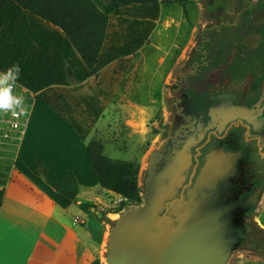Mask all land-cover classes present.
I'll use <instances>...</instances> for the list:
<instances>
[{"label":"rangeland","instance_id":"1","mask_svg":"<svg viewBox=\"0 0 264 264\" xmlns=\"http://www.w3.org/2000/svg\"><path fill=\"white\" fill-rule=\"evenodd\" d=\"M252 2L250 5L241 0H214L209 4L207 0H190L180 4L176 0H160L157 12L150 8L153 15L145 14L139 19L128 15L112 17L108 43L93 74L56 28L35 29L37 35L50 36V41L45 44L34 40L24 47L21 40L14 38L22 32L10 23L0 22V73L9 69L15 47L24 54L17 59L27 71L20 74L25 83L15 82L14 88L15 94L24 97L27 108L22 114L24 129L31 119L32 130L53 131L52 127L39 126L40 118L57 129L74 127L80 139L99 141L106 157L137 164L141 187L148 155L165 140L172 127V92L195 79L192 72L198 77L207 66L219 67L236 35L241 30L249 32L253 22L261 19ZM218 7L223 12L215 16ZM263 38L259 39L263 42ZM262 63L260 60L256 64ZM222 79L225 78L218 82ZM7 114L0 112V121ZM1 161L7 166L13 162L5 154ZM95 190L101 189L96 186ZM95 195L103 201L95 207L109 212L114 219L117 209L129 203L111 193ZM103 221L109 226L111 220L105 215ZM253 223L263 236L259 240L264 242V193L253 214ZM103 253L104 250L101 264ZM241 257L260 259L258 263L264 264L263 253L242 250L234 252L228 264H240Z\"/></svg>","mask_w":264,"mask_h":264},{"label":"water","instance_id":"2","mask_svg":"<svg viewBox=\"0 0 264 264\" xmlns=\"http://www.w3.org/2000/svg\"><path fill=\"white\" fill-rule=\"evenodd\" d=\"M218 70L191 71L195 79L172 92V127L147 157L142 204L110 221L104 264H228L239 250L264 254L253 223L264 193V92L219 83Z\"/></svg>","mask_w":264,"mask_h":264},{"label":"crops","instance_id":"3","mask_svg":"<svg viewBox=\"0 0 264 264\" xmlns=\"http://www.w3.org/2000/svg\"><path fill=\"white\" fill-rule=\"evenodd\" d=\"M117 1L121 8L111 15L109 25L112 17L120 19L128 15L139 19L145 14L153 15L151 7L156 12L160 8V0ZM17 7L12 0H0V22L10 23L13 29L17 27L22 32L14 38L21 40L24 47L34 40L48 43L50 36L37 35L34 30L53 26ZM108 37L109 28L99 60ZM20 57L25 56L14 47L9 68L18 64L23 74L27 71L18 61ZM20 74L16 83H25ZM38 122L39 126L52 127L53 131L32 130L29 119L16 149L4 153L13 162L8 166L4 161L0 163L5 171V183L0 185V264H91L97 258L101 261L108 226L80 207L103 202L95 193L107 194L96 181L86 149L90 140L77 137L74 127L57 129L45 123L44 118ZM67 170L74 173L79 184L77 199L70 206L63 204L53 189ZM96 186L102 192L95 190ZM113 217L107 214L109 220ZM244 259L241 257L240 264H260V259Z\"/></svg>","mask_w":264,"mask_h":264},{"label":"trees","instance_id":"4","mask_svg":"<svg viewBox=\"0 0 264 264\" xmlns=\"http://www.w3.org/2000/svg\"><path fill=\"white\" fill-rule=\"evenodd\" d=\"M28 14L57 28L77 53L83 65L93 74L107 37L109 19L121 8L117 0H12ZM185 4L188 0H176ZM98 186L106 193L126 199L129 205L142 204V190L138 181L139 166L135 163L108 158L103 145L91 140L86 146ZM0 167V185L5 183V172ZM53 189L66 206L73 204L79 194V184L73 172L67 170L55 182ZM1 199V196H0ZM123 203L115 213H119ZM89 211L92 204H81ZM109 212H105L104 216ZM104 216L101 218L103 220ZM91 264H101L97 258Z\"/></svg>","mask_w":264,"mask_h":264},{"label":"flooded vegetation","instance_id":"5","mask_svg":"<svg viewBox=\"0 0 264 264\" xmlns=\"http://www.w3.org/2000/svg\"><path fill=\"white\" fill-rule=\"evenodd\" d=\"M213 1L207 0V3L212 4ZM241 1L250 5L252 2V0ZM254 4L256 12L261 13V19L253 22L249 32L241 30L236 35L234 43L230 44L229 49L225 51V56L218 68L222 77L225 78L222 79V82L226 84L234 82L241 86L248 85L259 97L261 92H264V57H261V54H264V38L263 42L259 39L264 37V0H254L252 5ZM222 12L223 9L218 7L215 9L214 15L219 16ZM259 32L262 35H258ZM260 60H263V63L258 66L256 63Z\"/></svg>","mask_w":264,"mask_h":264},{"label":"clouds","instance_id":"6","mask_svg":"<svg viewBox=\"0 0 264 264\" xmlns=\"http://www.w3.org/2000/svg\"><path fill=\"white\" fill-rule=\"evenodd\" d=\"M21 72L20 66L13 65L6 72L0 73V112H12L16 114L19 109L21 114H26L27 108L24 106V97L14 93L15 82Z\"/></svg>","mask_w":264,"mask_h":264},{"label":"built area","instance_id":"7","mask_svg":"<svg viewBox=\"0 0 264 264\" xmlns=\"http://www.w3.org/2000/svg\"><path fill=\"white\" fill-rule=\"evenodd\" d=\"M23 130L24 119L20 111L16 110L15 115H13L12 112H9V114H7L0 121V159H2V155L4 153L11 152L16 149L21 136L23 135ZM124 200L127 201L126 199ZM114 207L115 205L112 207V209Z\"/></svg>","mask_w":264,"mask_h":264}]
</instances>
